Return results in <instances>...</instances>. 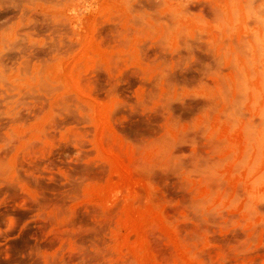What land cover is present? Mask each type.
I'll list each match as a JSON object with an SVG mask.
<instances>
[{
	"label": "rangeland",
	"instance_id": "374dc122",
	"mask_svg": "<svg viewBox=\"0 0 264 264\" xmlns=\"http://www.w3.org/2000/svg\"><path fill=\"white\" fill-rule=\"evenodd\" d=\"M0 264H264V0H0Z\"/></svg>",
	"mask_w": 264,
	"mask_h": 264
}]
</instances>
